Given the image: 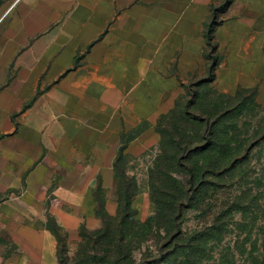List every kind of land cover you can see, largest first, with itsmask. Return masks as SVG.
<instances>
[{
  "label": "crops",
  "instance_id": "crops-1",
  "mask_svg": "<svg viewBox=\"0 0 264 264\" xmlns=\"http://www.w3.org/2000/svg\"><path fill=\"white\" fill-rule=\"evenodd\" d=\"M224 1L0 0V264H56L59 236L115 214L119 158L137 218L154 213L141 172L182 83L208 72ZM218 22L211 87L264 104V0H232Z\"/></svg>",
  "mask_w": 264,
  "mask_h": 264
},
{
  "label": "rangeland",
  "instance_id": "rangeland-1",
  "mask_svg": "<svg viewBox=\"0 0 264 264\" xmlns=\"http://www.w3.org/2000/svg\"><path fill=\"white\" fill-rule=\"evenodd\" d=\"M201 77H191L186 84ZM209 88L204 86L200 90L205 92ZM236 96L232 106L236 114L229 124L235 123L234 141L242 145L237 154L240 163L226 179H207L209 184L194 195L183 216L184 247L168 255L167 264H264V104L246 91ZM184 98L187 99L186 90L182 101ZM243 101L245 105L236 107ZM157 154L140 177L143 189L153 197L156 195L148 169ZM155 210L154 206V213ZM136 218L118 212L105 213L101 226L88 232V240L81 236L78 242L69 244L65 236H60L56 264H96L94 258L116 249L117 230L123 227L127 233L125 254L128 256L121 257L123 264H143L146 260L161 264L160 246L167 239L161 233L165 231L157 223L142 228ZM172 249L174 244L170 243L164 252Z\"/></svg>",
  "mask_w": 264,
  "mask_h": 264
},
{
  "label": "trees",
  "instance_id": "trees-1",
  "mask_svg": "<svg viewBox=\"0 0 264 264\" xmlns=\"http://www.w3.org/2000/svg\"><path fill=\"white\" fill-rule=\"evenodd\" d=\"M231 2L232 0H225L218 7L212 6L213 17L207 25L206 34L205 55L209 60L207 74L190 85L182 83L187 99L184 98L182 101V98L173 111L159 123L161 143L153 166L148 169L156 197L150 196L156 210L145 221L137 219L136 211L131 208L132 199L139 191L137 180L126 175L123 158H119L117 164L122 198L117 212L127 218H136L142 228L157 223L159 229L165 231L161 233L167 237L166 243L160 246L161 264L169 263L168 255L176 253L175 249L179 251L184 247L183 216L194 195L201 193L202 188L209 184L207 179H226L240 163L237 154L242 145H237L234 141L237 136L235 123L229 124L236 114L232 107L233 101L240 91L252 93L254 97H257V92L239 90L237 94L232 95L218 92L211 87L220 60L214 35L216 25L219 23L218 12L224 11ZM204 86L210 88L202 92L200 89ZM242 105H245L244 101L236 107L240 108ZM105 213L104 211L101 214V218ZM117 234L119 239L116 249L94 258L96 264L124 263L121 257L127 256L125 228H118ZM87 235L88 232L82 234L88 240ZM170 243L174 244V249L164 252ZM155 263L153 260H146L143 264Z\"/></svg>",
  "mask_w": 264,
  "mask_h": 264
}]
</instances>
